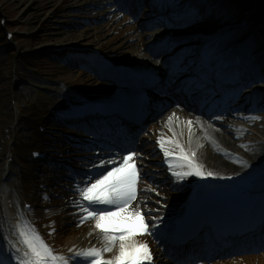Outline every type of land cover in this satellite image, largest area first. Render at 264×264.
I'll list each match as a JSON object with an SVG mask.
<instances>
[{
  "label": "bare ground",
  "instance_id": "6f19581e",
  "mask_svg": "<svg viewBox=\"0 0 264 264\" xmlns=\"http://www.w3.org/2000/svg\"><path fill=\"white\" fill-rule=\"evenodd\" d=\"M77 1L78 4L82 6V4L88 0ZM103 1L104 0H91V4L98 6L102 4ZM67 3H69L68 0H59L54 6L66 7L65 5ZM201 6L203 10H211L209 6H205L203 3ZM110 9H112V7ZM93 11H99L95 17H98L99 14L107 16L106 20L99 21L98 24L92 28L85 26L80 34L65 39L63 38L57 42L43 44L42 47H48V49L52 47H64L87 39L90 45L96 42V48L111 54L120 51L123 45H127L128 43L130 50L135 53L134 56H132V60H136V64H150L149 61L151 58L149 57V53L145 52L147 51L148 41L145 39L144 34L138 31L139 24L134 20L131 14L120 17L118 16L119 13L115 12L110 16L106 13L108 10L102 9V11H100V8L96 7L92 8V12ZM220 12L221 11H219V13ZM215 14H205L204 20L196 23L190 28L201 31L199 34L200 37L198 38L199 41L205 39L207 43H210L211 37L219 33L220 27H218L217 24L221 22L222 16L220 14ZM27 18L28 21L33 18L31 12L27 15ZM233 18L240 20L242 16L237 12L234 14ZM256 24H258V22H255V25ZM231 28H233L231 31L232 33L221 39L220 46L229 45L238 35L240 30L237 27ZM203 29L208 31L205 32L207 35H204V32H202ZM115 41H119L120 44L117 46L113 45ZM199 41H196L193 45L194 49L200 46ZM36 48H38V46H36ZM120 61L124 62L125 58ZM123 66L127 69L134 68L135 70H139V67L128 64H123ZM76 75V81H78V83L81 82L83 85L76 83V91L73 93H67L61 86V83L60 85L56 83L45 84L44 86L40 85L34 87L36 89H33V93H35L36 99L30 101V104L24 103L26 100L22 97L25 92L13 89L10 85L6 92L0 96V112L7 121L22 122L25 126L31 125L30 127L34 128L36 117L45 118L54 111L65 108L70 101L76 98L85 94L95 93L88 88L98 91H110L111 89V87L106 85H98L91 74H86L82 70L78 71ZM66 77L71 78V75L68 74ZM262 89L264 92V84L259 86L258 92ZM258 92L256 94H258ZM246 93L249 95L248 91ZM241 97L244 99L246 95H241ZM262 109L263 111L258 115L254 113L244 114L237 111H227L226 114L213 119L214 122L212 124L205 120H199L195 122L193 128L183 119H179L182 117L181 115L172 116V120L174 125H176L174 130L182 134L189 144L198 148L199 156L203 160L205 169H208L209 172L214 171L226 182L233 181L253 186L255 182L260 181L261 177L264 175V107ZM250 117H259V119L253 120L250 119ZM222 119L225 120L224 124L227 123L230 128L227 129L222 126ZM176 122L182 123V125H180L181 127H179ZM220 126L222 127L220 128ZM36 132L37 134L40 133L39 125L36 128ZM2 133H5V131ZM9 133V137L0 133V149L2 150V157L6 159L0 163V241L5 245L0 248V261L2 264H17L14 259L15 249L12 245L15 243L17 247L20 248H23V245L19 243L17 230L14 226L21 221H26L24 215L28 209L24 204L26 202L32 203V200L28 199V196L33 190L32 184L35 183L36 178L33 173L35 165L30 160L29 156H31L32 151L40 148V139L36 137H27L25 134L18 132L15 128L9 129ZM167 135L170 136L169 141H174V138L177 137L176 133L172 130H169ZM15 142L18 148L11 151V145ZM168 148H175V144L168 143ZM141 154L143 156V153ZM10 157H13L18 165L11 163L9 161ZM59 172L60 171L48 172L47 181H45V183L47 182L51 185L54 192H58L59 190V187H54L53 183L57 176L59 177ZM199 177L200 176L195 175L186 177L181 181L183 184L181 186L182 190L180 191H173L171 188L159 190L168 197L173 195L176 198L182 199V201L189 202L191 200L190 189L193 187L194 182L199 180ZM5 182L7 187L12 188H9V190L5 189L3 187V183ZM156 183L160 187H163L161 180ZM247 191L248 190L241 187L231 188L222 186L218 189H212L211 192L204 195V198H211L214 196L213 200L215 202L223 203L224 207L232 206L236 205L238 201L248 198L250 194ZM253 198L255 202H260L264 200V195H254ZM147 199L149 201L150 199L159 198L156 195L149 194ZM174 200L175 198L171 201L173 205L178 202V199ZM164 203L169 204L170 201L165 200ZM157 207L160 208L158 205ZM180 209L181 204L170 211L164 210L160 217L167 221L172 218L176 212L180 211ZM71 211L72 209L67 208V205L58 204L57 207L51 208L47 212L37 213V215L31 213V217L34 220L31 225L35 224L38 230H53V232L46 235L45 238L41 236L52 249L61 245H66L68 247L79 246L81 243H87L91 238H93V240L98 239L97 233L94 231L95 229L93 227L95 223H83L79 225L76 221L77 216L72 214ZM27 220H29V218ZM52 220H55L56 224H52ZM135 240L140 243H147L149 248L153 247L150 243L152 240L151 235L139 236L135 238ZM154 246L158 249L155 242ZM156 249L153 248L152 252L157 251ZM118 254L119 250L114 256ZM141 255L142 252L137 253V257ZM160 262L165 264L164 261ZM212 264H264V253L228 258Z\"/></svg>",
  "mask_w": 264,
  "mask_h": 264
},
{
  "label": "snow or ice",
  "instance_id": "6c2138e0",
  "mask_svg": "<svg viewBox=\"0 0 264 264\" xmlns=\"http://www.w3.org/2000/svg\"><path fill=\"white\" fill-rule=\"evenodd\" d=\"M186 23L189 25L201 21L200 13L189 8L185 13ZM216 47L213 48L212 45ZM220 42H210L206 45L209 54L213 51H219ZM250 119H259V117H250ZM191 126V121L187 122ZM174 143L175 149L170 150L165 147V141H159L163 149L164 156L168 162V169L172 175L182 181L189 176H203L202 166L195 161V152H186L184 147L177 141H168ZM178 149V152H176ZM127 155L122 157L119 166L111 170L100 171L105 169L106 164H115L116 161L109 160L102 162L100 165H93L97 168L96 177L88 174L86 178L76 184L75 191L79 194L80 199L74 201L75 206L79 207L86 215L82 217L81 223L87 219L95 220V227L102 231L106 240L104 248H88L76 252L73 257L59 255L44 241L37 230L28 221H21L14 227L17 230L19 243L23 248L15 249L14 259L17 264H143V261H151L152 255L147 243H140L135 240L138 235H154L152 227L146 220L141 210L131 209L133 201L137 199V185L140 179L139 169L134 163V157L137 152L132 149H126ZM125 169H130L125 175H121ZM91 172V170H90ZM212 176L213 173H206ZM151 191L152 189H145ZM158 195V193H157ZM47 199V197H45ZM115 209V210H113ZM120 215L121 219L129 222L139 220L142 227L138 229H119L106 225V221L112 220ZM155 219V218H153ZM119 242V254L113 259H103L104 252H111L116 243ZM137 259V253H141Z\"/></svg>",
  "mask_w": 264,
  "mask_h": 264
},
{
  "label": "rangeland",
  "instance_id": "374dc122",
  "mask_svg": "<svg viewBox=\"0 0 264 264\" xmlns=\"http://www.w3.org/2000/svg\"><path fill=\"white\" fill-rule=\"evenodd\" d=\"M58 1L0 0V12L5 13L7 22L11 24L9 27H13L15 34L13 48L10 49L5 46L3 47L4 54H0V96L11 85L13 89L25 92L24 99L26 101L24 103L30 104V101L36 99V95L33 93V89H36L34 87L45 85L49 82L59 83L64 79H66V82L69 80L76 81L78 68L71 69L65 67L62 63L60 64L59 60L57 61L53 55L48 56L47 51L49 49L42 47V45L80 34L85 26L92 28L97 23L91 8H88L90 7V4H88L90 3L89 0L84 2L83 6L79 5L77 0H68L69 3L65 5L66 7H55L54 5ZM255 3L257 8L260 7L264 11V0H254ZM86 4H88V7ZM233 9H235L234 5H230V15L236 13H233ZM30 12L33 18L28 21L27 15ZM83 19H88L89 22ZM252 29L249 28L248 32L251 33ZM190 31L196 30L187 28V32ZM143 33H146V31ZM261 38L264 40V35ZM2 43H5V40L0 36V44L3 45ZM119 44V41L113 43L115 46ZM72 45L85 47L89 46L90 42L84 39ZM96 45V42L91 44L95 48ZM128 46L129 44L127 43L118 52L105 53L114 59L130 58L135 53ZM145 52H148V50ZM68 74L71 75V78L66 77ZM16 80L19 81L17 82ZM20 127H23V125L8 122L0 114V133L6 131V135H9V129L15 128L18 130Z\"/></svg>",
  "mask_w": 264,
  "mask_h": 264
}]
</instances>
